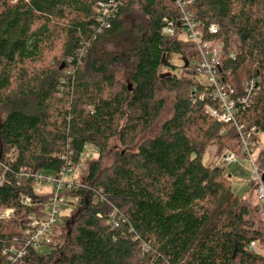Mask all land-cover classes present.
I'll use <instances>...</instances> for the list:
<instances>
[{"label": "trees", "instance_id": "trees-1", "mask_svg": "<svg viewBox=\"0 0 264 264\" xmlns=\"http://www.w3.org/2000/svg\"><path fill=\"white\" fill-rule=\"evenodd\" d=\"M98 2L115 9L101 33ZM134 8L144 22L129 32L123 17ZM185 10L203 39L223 41L219 75L241 94L244 82L256 81L255 95L236 117L245 128H255L254 149L264 133V0H191ZM182 17L175 0H0V105L5 110L0 206L14 209L10 220L0 218V264H264V255L247 250L251 241L264 248L257 206V224L238 195L231 194L221 206L230 178L222 166L208 167L202 160L212 142L242 154L235 126L213 119L203 110L206 103L191 92L195 70L189 61L199 55L183 35ZM165 21L173 22L178 34L162 36ZM211 24L218 34L208 33ZM122 33L129 35V48L98 55L100 46ZM57 44L60 57L53 65L35 68ZM172 54L182 59L179 76L169 62ZM122 61L133 68L128 83L119 82L113 69ZM162 66L169 71L159 73ZM159 84L175 92L172 115L159 134L133 151L116 152L101 168L111 138L132 146L157 119L164 106L155 95ZM84 144L95 146L98 155L83 175L79 202L61 218L64 223L55 227L58 235L45 251L25 248L28 217L42 214L39 202L46 198L18 174L57 172L77 161ZM257 161L264 170V156ZM21 194L34 205L23 206ZM111 209L122 217L115 228L95 216ZM10 249L25 253L9 260L12 254L3 252Z\"/></svg>", "mask_w": 264, "mask_h": 264}, {"label": "built area", "instance_id": "built-area-1", "mask_svg": "<svg viewBox=\"0 0 264 264\" xmlns=\"http://www.w3.org/2000/svg\"><path fill=\"white\" fill-rule=\"evenodd\" d=\"M191 0H175L180 10L183 13V35L187 40L192 41L198 51L199 58L197 64L192 67L195 70V75L200 74L199 79L194 78L195 84L191 88L193 96H197L198 101L205 102L203 110L208 113L213 119L224 124H233L236 129L237 138L241 147V156L236 155L230 149H225L220 159L225 164L237 163L239 159L248 161L252 166V174L256 179L255 195L256 203L259 213L262 215L264 221V170H259L258 161L252 158L253 148L251 138L255 133V128H245L243 124L237 121V113L239 107L249 104V99L255 95L257 89L256 81L250 79L243 83L242 94L238 93L231 84L224 80L220 75V59L222 51L224 49V43L222 40L217 39H203L201 33L196 29L197 23L192 21L190 12L185 10L187 4ZM112 3L98 2L95 7L96 20L100 23L97 29L98 33L103 32L104 29L109 28V18L114 16L115 9ZM165 25L161 29V35L164 37L175 36L178 34L174 28V23L171 21H165ZM208 33L210 35L218 34V26L211 24L208 26ZM234 52L229 53L230 58H234ZM194 75V77H195ZM254 146V145H253ZM95 155H98V149L91 144H84L82 151L79 154L77 161L71 163L67 162L57 172L49 171H20L18 178H24L30 180L35 194L38 196H45L46 200L39 205L42 207V214L40 216L31 215L28 217V222L24 229V235L26 237L24 247H29L33 250H42L53 241V237L58 235V231H55L59 223L60 211H65L68 208H73L80 200V196L77 192L81 188H85L83 178L79 177V171L74 173V169L81 166V161L90 160ZM8 157L12 159L14 157L13 152L8 154ZM1 161V158H0ZM216 165V164H215ZM81 169V168H80ZM79 169V170H80ZM71 174L69 179H65V176ZM2 180L0 178V184ZM51 186V188L44 193L39 194L37 192L38 187ZM20 203L23 206H33L34 202L29 195L21 194ZM14 209H4L1 219H10L13 216ZM63 215H67L63 212ZM95 216L102 220L105 225L110 228H115L119 225L122 217L119 215L116 209H111L107 215L96 212ZM247 250L256 255H264V248L259 246L257 242L251 241ZM11 253L8 257L9 260H15L20 258L25 249L16 250H4L3 253ZM15 256V257H13Z\"/></svg>", "mask_w": 264, "mask_h": 264}, {"label": "rangeland", "instance_id": "rangeland-1", "mask_svg": "<svg viewBox=\"0 0 264 264\" xmlns=\"http://www.w3.org/2000/svg\"><path fill=\"white\" fill-rule=\"evenodd\" d=\"M125 19V27L127 31L133 32L134 27L140 26L143 24L144 19L142 16V12L139 8H134L131 11H129L126 15L123 17ZM129 41V35H125L124 33L121 34V36L114 35L111 36L109 42L103 44L99 47L98 55H100L102 58L108 56L109 54L113 53H120L125 48H129L132 43ZM59 44L55 45L51 51H48L44 54L43 57V63H35V68L43 67L44 65H53V62L56 61V58H59ZM169 62L175 67L173 73L175 75H180L184 72V68L182 66V59L177 54H172L170 57ZM197 64V60H190L189 61V67L192 68L194 65ZM113 69L115 71L116 79L121 83H128L130 74L132 72V65L131 63H124L122 61L121 64H116L113 66ZM169 71V68L167 66H162L159 69V73H166ZM201 77L200 74L195 75V78L199 79ZM155 95L157 98H161L164 101V106L162 111L160 112L157 119L154 121L152 126L140 134L135 144L129 147H122L118 144V140L116 138H111L109 150L106 155H104L103 159L101 160V168H104L106 166H109L112 163V160L115 156V153L124 149L127 150H134L138 143L143 141L144 139L151 138L159 134L161 124L168 119L172 115V108L175 100V92L173 90L165 88L163 85H158L156 88ZM5 116V110L3 106L0 105V121ZM258 142H255V147L253 149L252 158L257 161L259 158H262L264 156V133H259ZM225 149H228L226 147L221 148L218 144L215 142H212L205 150V153L203 155V163L207 165L208 167L219 165L222 166L224 169V174L230 178V188L228 191V194L224 197V199L221 201V206H224L230 197L231 194L238 195L240 198L243 199V203H245L249 209V218L253 220L256 224L259 221L257 215L253 212V205H255L256 201V195H255V184L256 179L254 175L252 174V166L248 161H244L243 159H239L237 163L234 164H225L223 160L220 159L221 155L223 154V151ZM97 155H95L92 159H96ZM91 159V160H92ZM91 160H85L81 161V166L77 169H74V173L77 174L79 171V177L83 178V175L86 176L87 168L90 165ZM81 168V169H80ZM80 169V170H79ZM71 177V174H68L65 176V179H69ZM51 186H40L37 189V192L39 194L44 193L45 191L49 190ZM35 191V189H33ZM45 198V196H43ZM8 208V207H6ZM5 207L0 206V216H3ZM73 208H68L65 211H60L59 216L63 217V212L67 214V216L72 212ZM220 208L216 210V212L213 214V216L206 222V224L202 227L200 231L199 238L204 236V234L207 232L209 227L213 224L214 220L216 219ZM4 221L10 220V219H2ZM63 220V219H62ZM61 218L59 219V223H64V220L62 221ZM44 248L42 251H45Z\"/></svg>", "mask_w": 264, "mask_h": 264}, {"label": "water", "instance_id": "water-1", "mask_svg": "<svg viewBox=\"0 0 264 264\" xmlns=\"http://www.w3.org/2000/svg\"><path fill=\"white\" fill-rule=\"evenodd\" d=\"M162 58H163L162 60H164V56H163ZM187 62H188V61L185 60V63H184V64H185V67H186L187 64H188ZM262 178L264 179V177H262Z\"/></svg>", "mask_w": 264, "mask_h": 264}, {"label": "crops", "instance_id": "crops-1", "mask_svg": "<svg viewBox=\"0 0 264 264\" xmlns=\"http://www.w3.org/2000/svg\"><path fill=\"white\" fill-rule=\"evenodd\" d=\"M255 205L257 206V203H255Z\"/></svg>", "mask_w": 264, "mask_h": 264}]
</instances>
